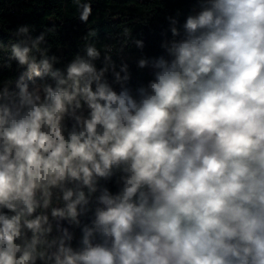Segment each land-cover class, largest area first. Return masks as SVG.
<instances>
[{
	"label": "clouds",
	"instance_id": "1",
	"mask_svg": "<svg viewBox=\"0 0 264 264\" xmlns=\"http://www.w3.org/2000/svg\"><path fill=\"white\" fill-rule=\"evenodd\" d=\"M73 3L87 24L91 0ZM198 3L182 31L168 17L167 58L138 59L153 78L135 89L112 58L143 49L129 28L99 46L89 31L63 69L55 28L11 33L0 68L23 71L0 80V264H264V0Z\"/></svg>",
	"mask_w": 264,
	"mask_h": 264
},
{
	"label": "trees",
	"instance_id": "2",
	"mask_svg": "<svg viewBox=\"0 0 264 264\" xmlns=\"http://www.w3.org/2000/svg\"><path fill=\"white\" fill-rule=\"evenodd\" d=\"M92 15L87 24L82 23L73 0H0V63L7 60L10 43L14 42L11 33L22 25L34 27L33 36L39 35L47 28H55L46 39L51 46L50 55H56L63 67L70 62L77 53L82 54L83 37L89 31H95L94 39L98 46L103 44H118L124 28L132 31L133 39L144 42L143 49L137 48L130 42V47L122 55L113 54V60L119 66L121 62L129 65L131 79L128 86L132 89L147 84L153 78L152 69L137 67L141 57L154 58L167 54L161 47L162 42L173 39L168 17L177 19V27L181 28L188 15H194L198 9V0H91ZM101 67V61H97ZM23 69H18L16 62H12L11 69L0 68V80L15 79ZM119 71V67H117ZM109 81L112 77L109 74ZM119 91V85H114ZM14 89V85H13ZM69 127H70V122ZM110 181H101L110 191L118 189ZM95 199L90 205L91 210L81 217V225L90 223L92 213L96 207ZM73 246H79L81 229L73 227Z\"/></svg>",
	"mask_w": 264,
	"mask_h": 264
},
{
	"label": "water",
	"instance_id": "3",
	"mask_svg": "<svg viewBox=\"0 0 264 264\" xmlns=\"http://www.w3.org/2000/svg\"><path fill=\"white\" fill-rule=\"evenodd\" d=\"M64 227H68L69 231L73 232V226L68 225L66 222L63 223Z\"/></svg>",
	"mask_w": 264,
	"mask_h": 264
},
{
	"label": "built area",
	"instance_id": "4",
	"mask_svg": "<svg viewBox=\"0 0 264 264\" xmlns=\"http://www.w3.org/2000/svg\"><path fill=\"white\" fill-rule=\"evenodd\" d=\"M198 10H200V9H199V7H198V9L196 8V10H195V11H198Z\"/></svg>",
	"mask_w": 264,
	"mask_h": 264
}]
</instances>
